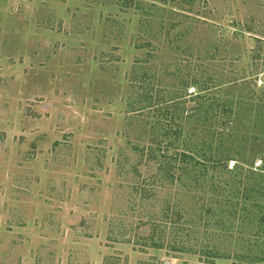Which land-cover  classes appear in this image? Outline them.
Wrapping results in <instances>:
<instances>
[{
  "label": "rangeland",
  "instance_id": "1",
  "mask_svg": "<svg viewBox=\"0 0 264 264\" xmlns=\"http://www.w3.org/2000/svg\"><path fill=\"white\" fill-rule=\"evenodd\" d=\"M194 76L218 77L220 102L244 78L263 100L264 0H0V264H264L234 257L239 223L207 230L197 213L240 222L264 205L259 174L186 186L153 170L150 146L192 152L229 120L190 116ZM257 111L229 120L256 168Z\"/></svg>",
  "mask_w": 264,
  "mask_h": 264
},
{
  "label": "trees",
  "instance_id": "2",
  "mask_svg": "<svg viewBox=\"0 0 264 264\" xmlns=\"http://www.w3.org/2000/svg\"><path fill=\"white\" fill-rule=\"evenodd\" d=\"M182 1L187 5L194 4V0ZM206 52L209 53L208 51ZM209 56V59H216L215 53H212V56ZM257 64L258 63H256V65ZM247 69L248 70H244V72L253 71L249 70V68ZM245 77H248V75ZM217 80L218 77L211 76H207L204 79L194 76L193 81L189 79L186 80L187 88L191 86L198 88L197 93L192 95L193 98L199 100L197 114L194 112L195 114H190V116H200L202 113L203 116L199 117V119L202 118L201 120L206 123L210 119L209 115L214 114V116L219 115L229 120H235L234 123L237 124L238 120L240 121L241 119L240 113L244 115L247 113V111L257 107V113L261 118H263L264 85L263 88H261L263 92V100H260L259 102H255L253 95L256 93V90L251 88L249 80L247 82L245 78L243 80L244 86L246 88L249 87L246 92L239 93L237 96V92L232 95H230V92H228L224 95L225 97L223 98L222 102H220V98L214 94L216 90H213L211 86L212 83L216 85ZM186 81H184V85ZM187 90L186 92L188 95L193 93V91L188 92ZM184 101L185 100H183V102ZM229 120L223 121L219 128H216L213 124H210L207 130L208 134L213 140H203L202 145L192 150V152L187 150H177L173 140L157 142L156 147L153 145L150 146V161H154L153 170L156 172L160 171L159 174L155 172L157 177H160L162 174H164L163 178H167L172 181H174L175 178H179L181 184L191 186V184L202 185L201 178L205 173L207 174L210 169L228 170L229 172H233L236 176H248V174H251L252 176V174H259L260 181H257L253 186H258V191L264 194V152H261L260 154L262 163L256 168L253 163L257 157V154H253L252 159L247 160L245 157V152H243V149L241 148L242 146L235 144L234 142L236 140L243 139V135H241L237 129H235V131L233 130V125L229 123ZM176 131L179 133V129ZM168 133H170L169 130ZM231 160H235V164L232 167H229V162ZM239 178L240 177L237 178L238 183L243 182V180ZM255 188L257 187L247 188L248 193L254 191ZM234 211H236L235 207ZM197 213L201 216L207 215L208 218L205 220V226L207 227V230L213 227L217 230H223L226 228L232 229L235 228V223H239L238 228L242 229V231L238 230V232L240 231L242 234L246 233V241L248 242L245 251L237 252L234 257L238 258L239 260H244L247 263L264 262V205H257V209L245 214H241L242 217L240 222H236L235 220L232 222L231 220H226L225 218L227 216L222 218H214L213 215L215 213L212 208H208L205 212H203V208H201ZM170 219L177 228L179 226V221L174 217ZM200 220L202 221V217ZM162 225L163 224L159 223L158 226L155 225V227L160 228ZM196 225L198 226L197 231H200L202 226H200V223H197ZM248 226L249 228H247ZM175 232L178 235L181 233V230H175ZM206 253H210L211 256L217 258L231 257L229 254L230 252H222V250L218 248L216 244L215 247L210 248V250H208Z\"/></svg>",
  "mask_w": 264,
  "mask_h": 264
}]
</instances>
